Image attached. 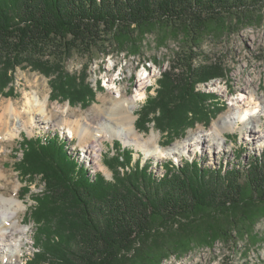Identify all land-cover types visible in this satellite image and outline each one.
<instances>
[{
    "label": "trees",
    "instance_id": "trees-1",
    "mask_svg": "<svg viewBox=\"0 0 264 264\" xmlns=\"http://www.w3.org/2000/svg\"><path fill=\"white\" fill-rule=\"evenodd\" d=\"M262 6L264 0H0V90L17 70L32 69L64 80L71 103L85 102L93 97L88 86L77 77L65 81L70 61L86 60L87 71L112 54L141 55L146 36L175 38L174 64L136 123L146 132L154 115L155 127L170 135L197 98L207 101L198 87L218 77L213 66L201 68L212 30H225L232 16L245 23ZM21 147L19 176L30 187L40 177L45 186L30 210L37 238L27 264H162L193 246L236 244L256 223L248 208L264 207V153L221 169L170 165L156 177L117 142L119 154L105 161L115 172L107 181L101 174L92 179L55 135L24 138Z\"/></svg>",
    "mask_w": 264,
    "mask_h": 264
},
{
    "label": "rangeland",
    "instance_id": "rangeland-1",
    "mask_svg": "<svg viewBox=\"0 0 264 264\" xmlns=\"http://www.w3.org/2000/svg\"><path fill=\"white\" fill-rule=\"evenodd\" d=\"M228 21L224 26L225 30H212V35L207 39L203 50L201 68L213 66L216 68L214 76H218L198 87L199 92L207 96V101L197 98L196 104L193 103L191 106L193 110L187 112L185 122L171 131L170 135L167 132L161 133L155 127L154 115H151L152 122L148 123L146 132L137 129L139 134L147 137L155 131L161 146L169 149L175 144L185 141L192 134L210 132L216 122L231 112L234 101L240 100L243 107L246 101L242 96L247 94L242 95V93L243 88H247L248 81H252V90L256 91L258 95L264 96V6L260 10L250 13L245 23L234 16ZM177 40L171 38V40L162 43L153 36H146L145 41L138 49L141 55L112 54L103 60L92 62L88 65L87 71L83 67L87 64L86 60L74 59L70 61L67 69L71 78L65 81H75L72 78L76 79L77 77L79 81L88 86V91L93 94V97H87L85 102L71 103L63 97L64 80L56 82L53 78L32 69L17 70L13 77L9 78L10 82L5 90H0V101H13L16 107L24 112L28 99L32 98L34 93H38L41 99L49 100L48 113L53 111L56 114L55 112L59 111L61 114L65 111L62 114L65 123H67L70 120L82 119L84 116H97L99 113L98 111L95 113V107L110 105L108 99L117 96L118 92H121L122 96L133 95L142 84L147 88L142 90L145 96L139 102L136 111L138 119V114L148 96L156 95L158 80L162 78L163 73L170 71L174 64L173 61L179 48ZM149 75L151 76L149 81L145 80ZM54 86L56 90L53 88ZM52 94L58 98L53 99ZM104 100H106L105 104H103ZM35 121L36 123L32 127L23 129V132L15 140L0 143V169L7 176L6 179L0 180V192L6 196L15 195L17 199L26 202L25 206L27 207L18 215L20 224L27 231V244L23 249L22 256L16 259L13 264H27V261L36 252L37 226L30 210L36 206L33 198L45 194V186L40 177H36L30 187L17 172V163L23 159L21 143L24 138H45L54 135L59 137L67 154L71 159L88 169L92 179L96 174H101L107 181H113L115 172L106 166L105 161L110 156L119 154L116 150L117 142L121 149L127 148L133 151L135 161L150 165L149 171L153 172L156 177L163 176L165 168L170 165L182 167L185 163L192 161L198 162L206 168L221 169L237 166L239 161L243 165H247L250 158L260 157L264 153V142L262 146L259 142V147H255L253 144L255 140L253 141L250 134L246 135L245 130L242 129L243 123H239L240 125L235 130L226 132L227 136L223 139L220 149L215 146L211 148L210 144L206 143L204 146H200L197 152L193 153L196 149L191 148L190 152H185L182 157L176 155L161 160L147 157L134 143L126 144L117 137H114L113 140L105 138L98 158L101 168H98L88 150L80 146L79 138L70 134L67 126L61 129L58 126L46 124V120L39 117ZM261 130V135L258 134V136H264V121ZM247 138H250V143ZM241 152L244 157L238 160V155ZM119 170L123 172L121 168ZM26 186L30 187V195L22 197L24 192L22 188H26ZM248 209L255 212L252 219H255L256 223L242 234L243 237L236 239V244H222L218 241L212 246H193L189 251L169 257L162 264H264V207ZM257 213L260 215L258 216ZM0 264H11V262L7 258L3 259L0 254Z\"/></svg>",
    "mask_w": 264,
    "mask_h": 264
},
{
    "label": "bare ground",
    "instance_id": "bare-ground-1",
    "mask_svg": "<svg viewBox=\"0 0 264 264\" xmlns=\"http://www.w3.org/2000/svg\"><path fill=\"white\" fill-rule=\"evenodd\" d=\"M150 78L149 75L145 80L149 81ZM251 85L252 81H248L247 88H243V93L241 92L242 95L247 94L242 96L246 101L243 107L240 100L234 101L231 112L229 111L227 116L216 122L210 132L192 134L185 141L177 143L169 149L161 146L155 131L147 137L137 131L136 111L139 102L145 96L142 90L147 88L142 84L133 95L122 96L121 92H118L117 96L108 99L110 105L95 107V113L96 111L99 113L97 116H84L82 119L70 120L67 123H65L62 114L65 111L61 114L59 111H56V114L53 111L48 113L49 100L41 99L38 93H34L33 97L28 99L24 112L17 108L13 101H0V143L15 140L23 132V129L32 127L39 117L46 120V124L58 126L61 129L67 126L70 134L79 138L80 146L88 150L98 168H101L98 158L105 138L113 140L114 137H117L126 144L134 143L147 157L161 160L176 155L182 157V154L190 152L191 148L196 149L193 153L197 152V149L206 143L210 144L211 148L215 146L220 149L223 139L227 136L226 132L235 130L240 125L239 123H243L242 129L245 130L246 135L250 134L253 141L255 140L253 143L255 147H259L258 143L261 142L260 146H262L264 142V136H258L262 132L261 127L264 121V96H260L252 90ZM105 103L106 100L103 101V104ZM247 141L250 143V138H247ZM6 178V174L0 169V180ZM25 203L17 199L15 195L6 196L0 192V254L3 259L7 258L11 264L22 256L23 249L27 244V231L18 219L19 213L27 208Z\"/></svg>",
    "mask_w": 264,
    "mask_h": 264
}]
</instances>
